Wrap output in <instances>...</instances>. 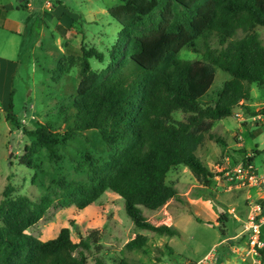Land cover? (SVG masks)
<instances>
[{
	"label": "trees",
	"instance_id": "obj_1",
	"mask_svg": "<svg viewBox=\"0 0 264 264\" xmlns=\"http://www.w3.org/2000/svg\"><path fill=\"white\" fill-rule=\"evenodd\" d=\"M109 15L122 27L124 42H117L111 63L101 74L92 72L90 60L103 63L104 54L84 51L72 128L63 137L50 124L28 131L14 114L12 98L7 121L45 146L55 161L62 139H72L80 131H98L119 155L103 165L93 162L89 183L61 180L57 199L14 198L9 185L0 203V264H89L86 253L93 246L102 250L100 231H92L79 243L72 240L68 228L46 242L27 231L50 209L76 206L84 210L107 190L123 199L136 228L177 236L173 226L153 224L142 209L155 212L181 199L179 190L167 183L169 173L180 166L189 168L202 185L212 186L215 175L198 151L207 138L223 143L212 134L213 122L233 116L250 102L252 85L264 86V44L254 33L264 27V0H122ZM156 15V28L140 33ZM239 31L245 36L238 38ZM211 36L223 45L221 49L212 48ZM200 38L206 42L202 60L168 66L185 47L200 53L196 47ZM126 57L143 70L142 76L129 83L108 77ZM217 69L231 80L213 90ZM255 156L248 161L253 163ZM32 158L23 157L21 164L32 169ZM223 216L227 213L220 220ZM222 233L226 235L225 230ZM147 244V237L138 235L126 248L143 251Z\"/></svg>",
	"mask_w": 264,
	"mask_h": 264
},
{
	"label": "rangeland",
	"instance_id": "obj_2",
	"mask_svg": "<svg viewBox=\"0 0 264 264\" xmlns=\"http://www.w3.org/2000/svg\"><path fill=\"white\" fill-rule=\"evenodd\" d=\"M29 2L31 8L27 9ZM121 2L0 0V5L6 9L10 4L14 6L7 13L4 7H0L9 21V26L4 27L3 18H0V58L19 63L11 98L15 116L28 131L36 130L39 124H50L63 137L72 128L74 107L79 100L84 51L96 50L104 54L103 63L90 60L92 72L101 74L108 69L111 52L117 42L120 39L124 42L120 24L108 13H100V9L110 6V10ZM60 5L67 7L68 12L58 14ZM157 24L158 15L150 19L140 33L153 30ZM16 30L20 33H15ZM254 33L264 44V27H257ZM244 36L241 31L237 34L238 38ZM210 41L212 48L221 49L223 46L214 36ZM205 43L203 38L196 40L200 53L185 47L171 58L168 66L173 68L176 64L202 60ZM142 74L143 70L126 57L110 71L108 77H119L120 81L129 83ZM229 80L231 77L227 73L217 69L212 89H222ZM251 91L252 100L239 108L244 114L241 121L231 116L213 122L212 134L223 143L207 138L198 151L202 162L215 175L214 185H202L189 168L180 166L169 173L167 183L188 197L171 201L158 212L142 209L143 215L157 226L167 225L166 222L171 224L174 218L177 236H160L136 228L126 214L123 199L110 190L84 210L76 206L50 209L47 216L27 233L46 242L57 238L64 228H68L72 240L79 243L92 231H100L102 250L98 251L93 246L86 253L89 264H264V249L258 250L259 255H254L244 237L225 240L226 236L239 234L244 229L229 214L231 210L227 212L230 215L228 224L227 216H223V220H220L221 214L216 220L213 216V213L218 215V208L225 211L236 207V192L229 191V186H235L237 182L227 183L223 169L234 168L244 158L243 148L237 145L241 137H247L249 150L255 152L256 146L264 150V123L254 119L264 109V86L254 84ZM177 117L183 118V115L178 114ZM250 135H254V139ZM57 152L59 159L52 160L45 146L25 136L3 114L0 122V203L9 185L14 198L26 195L34 202L47 197L57 199L61 193L58 186L61 180L89 183L93 162L103 165L119 155L117 149L112 150L106 145L96 130L80 131L72 139H62ZM30 156H33L32 169L21 164L23 157ZM255 165L260 173L264 171V151L255 156ZM190 198L201 203L196 201L192 207ZM236 210L239 215L241 209ZM224 230L228 235H223ZM138 235L147 237L148 246L143 251L128 250L127 243Z\"/></svg>",
	"mask_w": 264,
	"mask_h": 264
},
{
	"label": "crops",
	"instance_id": "obj_3",
	"mask_svg": "<svg viewBox=\"0 0 264 264\" xmlns=\"http://www.w3.org/2000/svg\"><path fill=\"white\" fill-rule=\"evenodd\" d=\"M113 1H117V0H109V2H113ZM0 7H4V6L0 5ZM29 8H31V3L30 2L27 4V9H29ZM60 8H61V10H60V13H58V14L61 15L64 12H68L67 11V7H64V6L60 5ZM109 8H110V6H106L105 8L100 9V11H101L100 13L101 14H107V13L109 14ZM8 9H12L13 10L14 6L12 4H10L7 7V9H6L7 11H5L6 13L8 12ZM56 11H57V8L55 9V12ZM5 14L4 13L2 14V12L0 10V18H3L4 27H8L9 26V23H8L9 21H8V18L6 17ZM93 17H95V16H93ZM15 33H20V32H19V30H16ZM18 67H19V63L17 61L9 60V59H6V58H0V114H1V121L3 119V114L7 118L9 103H10V100H11V97H12V94H13V91H12L13 78L17 74ZM242 129L244 131H247L245 128H242ZM250 136L254 139V135H250ZM244 140H245L244 144H243V146L241 148H243V150L246 151V154H243V155H253V156H255L256 153H261L262 151H264V150H260V148L257 147V146H256L255 152H253L252 150H249L247 148V146H246L247 137ZM253 165L257 169V172L259 174H264V171L260 173L259 169L256 167L255 158H254V161H253ZM227 183H229V182L227 181ZM212 185H214V182H213ZM229 191L236 192L235 193L236 207H233L231 209H227L225 211L218 208V215L213 213L214 220L219 218V214H221V215L225 214V213L228 212V210H235L236 213H237L236 209H238V210L241 209L240 214L238 216H239V218H241L242 221L241 220H236V221L240 222L242 224V226H243V221H245L247 219V216L249 214V211H250V207L249 206H250L251 202L252 201L259 202L264 197V186H263L262 189H249L247 187H243V186H240V185L237 184L235 186H229ZM180 196H181V198L188 197V195H186V194L182 195L181 192H180ZM244 197H246L245 201H244ZM172 201H174V200H172ZM196 201L197 200L190 198V205L193 207L194 205H196L195 204ZM200 203H201L200 201H197V204H200ZM155 212H158V211H155ZM168 214L170 215L171 213L168 212ZM229 216L230 215H227V222H226L227 224L229 223ZM156 221L157 220H154V222H156ZM151 222L153 223V221H151ZM166 223H167V226H173L175 228V226H174V218H173V223H171V224L168 223V222H166ZM226 223H225V225H227ZM224 229H226V227ZM225 233L227 234L226 230H225ZM241 233L232 234V235L226 236L225 240L227 241L229 239H236L238 237V235L239 236L241 235ZM242 241L243 240L240 241L241 244H243ZM245 241L246 240H244V242ZM207 256H209V255H207Z\"/></svg>",
	"mask_w": 264,
	"mask_h": 264
},
{
	"label": "built area",
	"instance_id": "obj_4",
	"mask_svg": "<svg viewBox=\"0 0 264 264\" xmlns=\"http://www.w3.org/2000/svg\"><path fill=\"white\" fill-rule=\"evenodd\" d=\"M233 116H235L238 121H241L244 117V114H242L238 109ZM31 119L34 120L35 118L32 117ZM254 119L264 123V113ZM244 141V138L241 137L240 143H238L239 147L243 146ZM252 156L253 155H246L242 159L241 163L232 169H223V172H225L224 175L227 177V181L229 183L232 184L236 181L238 185L247 187L249 189L263 188L264 174H259L253 163L248 161V159L252 158ZM217 179L219 180L220 178ZM249 207L250 211L247 219L243 221L244 229L241 235L238 237H244V239H246L249 251L254 255H259L258 250L264 249V197L259 202L252 201ZM229 214L233 219L241 220V218H239V216L236 214L235 210L229 211ZM199 264L204 263L202 262Z\"/></svg>",
	"mask_w": 264,
	"mask_h": 264
}]
</instances>
